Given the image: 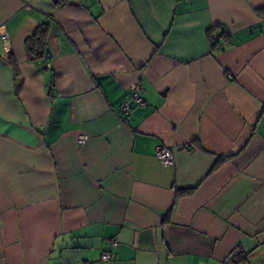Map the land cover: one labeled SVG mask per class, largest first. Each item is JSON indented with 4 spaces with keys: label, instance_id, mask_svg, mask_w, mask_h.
Returning a JSON list of instances; mask_svg holds the SVG:
<instances>
[{
    "label": "crops",
    "instance_id": "crops-1",
    "mask_svg": "<svg viewBox=\"0 0 264 264\" xmlns=\"http://www.w3.org/2000/svg\"><path fill=\"white\" fill-rule=\"evenodd\" d=\"M1 24L0 264H264V0H0Z\"/></svg>",
    "mask_w": 264,
    "mask_h": 264
},
{
    "label": "built area",
    "instance_id": "built-area-1",
    "mask_svg": "<svg viewBox=\"0 0 264 264\" xmlns=\"http://www.w3.org/2000/svg\"><path fill=\"white\" fill-rule=\"evenodd\" d=\"M224 35V29L218 30L215 34V37L218 39L222 38ZM0 40L2 41V43L6 46V47H10V36L9 33L6 29L5 24H1L0 25ZM129 91H130V96L137 101L138 103L142 102V98L140 96V91H141V86L137 83H131L129 85ZM121 110L122 113L127 116L129 114L130 111V107H129V102L128 99L124 100L121 104ZM87 139V135L84 134H80L77 138V142L79 144H83ZM156 157L158 158V160L164 164H168L171 165L174 162L173 159V155L171 152L170 147L166 146V145H162L160 147L157 148L156 150ZM112 246L116 245V241L114 239H112L110 241ZM114 256L112 251H102L101 253V259L106 261V260H110L112 259Z\"/></svg>",
    "mask_w": 264,
    "mask_h": 264
},
{
    "label": "trees",
    "instance_id": "trees-1",
    "mask_svg": "<svg viewBox=\"0 0 264 264\" xmlns=\"http://www.w3.org/2000/svg\"><path fill=\"white\" fill-rule=\"evenodd\" d=\"M56 5L66 3L69 0H53ZM48 24L42 23L25 40V46L31 58L42 56L47 46ZM214 42V39H212Z\"/></svg>",
    "mask_w": 264,
    "mask_h": 264
},
{
    "label": "water",
    "instance_id": "water-1",
    "mask_svg": "<svg viewBox=\"0 0 264 264\" xmlns=\"http://www.w3.org/2000/svg\"><path fill=\"white\" fill-rule=\"evenodd\" d=\"M45 51H46V58L48 59L51 58L52 55H51L50 49L47 47Z\"/></svg>",
    "mask_w": 264,
    "mask_h": 264
}]
</instances>
